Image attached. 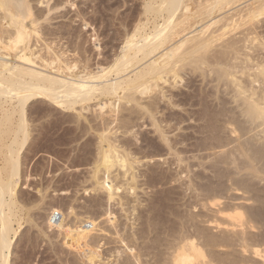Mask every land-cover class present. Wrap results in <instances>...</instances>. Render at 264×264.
Wrapping results in <instances>:
<instances>
[{
  "label": "rangeland",
  "instance_id": "1",
  "mask_svg": "<svg viewBox=\"0 0 264 264\" xmlns=\"http://www.w3.org/2000/svg\"><path fill=\"white\" fill-rule=\"evenodd\" d=\"M29 1H31L30 4L32 6L34 5L33 11L36 13L43 11L44 17L49 18L48 21L41 20L40 31H43L42 29L47 27L51 29L58 26L64 27V29L58 32L54 31V34L41 33L42 38H39L40 40L38 39L37 43L31 40L33 50L36 51V54L48 59V57L56 52L61 56L62 62L60 65L62 68H65V64L73 67V76L98 72V75H101L100 78H97L99 79L100 85L102 82L105 83L108 80L110 82L112 80L114 81L117 77L113 70L111 72L107 71L115 64L116 59L122 55V47L124 46L127 35L133 34L134 29H136L137 31L135 32L137 34L135 35V39H141L139 36L152 33L153 29L162 24L161 22L164 21L163 18L166 19L165 17H167L166 11L163 10L164 8H161L162 11H160L159 7H165V0H154V2H151V0H49L48 6L45 3L41 4L37 2L38 0ZM188 1L192 4L191 6L188 5V7H195L196 12L199 10H197L198 5V8H201V6H204V2H206L205 6L207 5V1L208 3L211 2V0H199L202 3L200 2L201 4L199 3L197 5L193 2H197L198 0H186V4H189ZM240 1L238 3L237 1L234 2L230 6L231 9H229V5H224L222 7L223 9L216 10L219 13L214 11L209 16L206 13L198 16L194 14V9H189L191 10L190 12H194L192 15L194 17L196 15V17H193L195 22L193 21L194 25H192L190 23V20H192L191 14L188 11L186 12L190 14V20L187 23L192 25L188 29L190 28L192 31L189 29V35L185 31V35L190 36L193 33L197 35V32L203 24L206 23L207 25L214 19L216 20L223 16L225 18L229 16L228 18H230L235 14L233 16L234 18L230 19L232 21L234 19V23H236L235 19L240 22L243 15H245L244 13H246V9L250 6H257L259 3V0H256V2L255 0ZM225 6L228 7L227 10ZM47 7L51 8V11L46 12L49 9ZM154 9L155 11H153ZM180 12L182 13L184 11ZM222 13L224 14L222 15ZM228 13L231 14L229 15ZM219 14L222 16L220 17ZM237 18L240 19L238 20ZM259 19L254 24L255 26L250 24L253 30L252 34L246 31L250 25H247L248 28L246 25L241 26L238 28V31L236 29V31L228 34L224 38L227 39H223V43L221 42L222 40H220L221 44L215 43V46H212L211 49L213 51L208 55L211 56L215 51L222 52L224 46L222 47L220 45H224L228 38L233 39V35H235V38H244L245 36L242 40L246 41L242 42H239L241 39L234 38L235 41L239 40L237 41V43L239 42V48L243 46V42H250H247V40L251 38L250 36L253 37V34H255L259 41L264 42V16H260ZM207 20H210V22H206ZM229 20L227 22L231 23ZM221 24L222 22H220V26ZM25 25L29 29L33 28L29 20L25 22ZM220 26L219 23L215 24V26L211 25V30L213 29L215 31ZM197 28L198 30H196ZM250 28L248 30L252 32ZM255 28L257 34L260 32L258 34L259 36L256 35ZM211 30L209 29L208 32ZM185 32L179 37L182 38ZM246 34L247 36L249 35V38L246 37ZM246 43L244 45H247ZM248 44L252 46V43ZM254 44L258 46L256 43ZM256 46L253 48L256 52L253 51L252 54H257L259 57L264 56V45L263 47L262 45ZM22 48L20 47L16 52L11 53V55H14L12 56L14 59L17 57V54H21ZM242 51L248 50L243 48ZM134 63L135 60L126 66L122 77L126 75L132 76L141 68L139 64H143V62H136V65ZM186 63L184 62V68L186 66L188 67ZM57 66L54 64V67ZM100 68H104L102 69V73L100 72ZM201 69L204 71H201ZM201 69H194L191 66L184 70L181 68L179 70L182 72L181 75L179 71L178 73L183 79L176 78L177 82H172L173 80L171 77L168 78L170 76L168 74L165 76V81H168L167 78L169 81L164 84L161 81L163 78L160 82H157V89L155 88L153 90V94L147 93V95L143 94L138 96V102L140 103L144 101L146 103L149 100L152 101V99L157 101L156 104H158L152 112L159 123L161 122L160 126L166 136L169 137V141L172 140L171 143L173 140L176 141H174V153H172L173 150L170 151L166 148V143L162 141L155 127L150 124L151 119L149 118V114L140 109L141 106L137 104L138 102H130L125 99L117 102L116 96H104L99 92L91 100L73 104L70 108L68 106L62 107V109L57 108L50 101L43 98H32V100L27 102L25 105L26 142L23 146H17L16 144L13 147L15 148L14 150L18 149L16 151L18 156L15 155V157L17 156L18 158L20 156L18 159L16 158L17 162L19 160L18 170H20L18 171L19 181L17 182L14 189L15 193L13 192L14 195L12 197V203L15 200L12 204L14 207H11L12 215L9 214V211L5 207V213L8 211L6 214L10 215V217L12 216V224H10L12 232L10 231L9 233L12 240L8 257L9 264H123L124 261L126 262L125 257L127 259H133L129 255V251L124 252L123 249L125 248H123L121 243L116 244V246L122 250L114 248L116 249V254L113 248H110L113 253L107 248L109 247L107 244H111V241L113 245L119 242L118 238H116L118 240H114L116 237V234L114 235L115 231L113 230L115 229L113 228L114 223L116 229L118 225L117 231L120 233V236L118 233L117 237L121 238L122 231L129 233L128 237H130V240L132 238L133 241H131L133 244L135 243V248L138 247L135 250L140 251L142 249L144 251H141V254H145L142 258L144 257L148 261V264H161L166 261L164 257L166 256L165 250L167 242L173 238L170 234L173 233V230L180 231L183 222H185L186 227L188 226V229L186 228L187 233L189 232L190 235L193 233L191 235L193 239L197 237L194 234L197 229L202 230L207 235L213 236L216 242H218L217 244L219 246L216 245L217 248L215 246L217 250H211L210 248L212 247L203 246L205 248L204 253L207 256H205L204 260H208V257L211 258V255H213V257L217 256V258L221 259L222 257L223 259L226 257L233 258L234 261L238 260L236 261L238 262L237 264H264V175L257 173L255 176V173L248 174V172L239 171V169L235 168L234 164L226 165L220 162L219 156L215 158V155H218L215 153H219V149L226 150V148L228 149L234 146L235 143L225 146V148H217L214 150L205 149L204 146L202 147V143L206 144L213 140L208 138L211 133L215 134L218 131L216 134L218 136L221 135L222 138H235L239 134L238 132V134L231 133L226 128V131L224 130L225 132L222 131L224 128H220L222 132L219 129L214 130V132L212 131V127L210 129L209 126L211 124L209 115L207 116L208 118L205 117L210 122L203 120L204 115L202 116L201 110L208 107L211 108L210 104L212 107L216 106V96L221 97L224 103L228 102V104H225L227 105L226 108L230 109H227L228 111H231L233 107V110L236 112L234 115L236 117L239 116L237 119H241L240 121L238 120L240 123L244 122L245 117H240L243 116L240 114V108H237L236 103L230 98L231 94L229 89L225 90V86L222 84L224 81H220L217 84L213 74L209 75L207 72L211 69L209 65H203ZM63 71L67 74L69 73L66 69H63ZM202 72H205V75ZM105 77H107V80ZM98 81L96 82L97 84ZM255 85L256 87L258 86L256 83ZM217 89L219 90L215 94ZM119 93L122 95L121 92ZM3 98H0V121L2 120L5 123L4 125L0 122V127H2L0 131H4L3 135L0 132V179L4 181L7 177V167L9 166L7 162L9 156L8 146L13 139L12 136L14 133L12 132L16 130V124L20 114L14 98L11 100ZM107 99L109 102L112 101L113 105L109 106ZM103 102L106 105L100 109L99 104ZM176 103L178 104L176 105ZM111 107H113V111L110 110ZM7 116L9 117L8 124L5 119ZM180 116L183 122L175 124V119L172 117L176 118ZM124 124L128 126L124 127ZM241 124L249 126L247 123ZM254 124L256 125V123ZM254 124L251 125V128H253L252 131L245 132V135L241 134L240 141H243L244 138L251 137L248 139L249 141L251 139L253 144L255 142L257 143V140L259 142L260 136H263L259 132L262 127L254 129ZM107 127H111V134L108 132L110 134L109 136H111L110 138H112L113 142L115 141V145H120H118L120 152L125 154V151L127 152L128 150L129 154L127 153L126 155H128L130 161H133V155L140 161L139 163H133L134 166L132 165L131 171L124 176L123 168L116 166L112 167L109 172H105L102 169L98 172V175H95L96 168L100 163L101 153L105 149H103V145L105 147L103 143L105 142L101 144L100 138L97 136L104 133ZM5 129L8 130L10 135L6 134ZM45 133L47 136L44 135ZM21 135L23 136L22 133L18 134L19 141L20 138H23ZM99 144L101 146L98 149ZM125 146H127V149H125ZM200 147L202 148L201 150ZM176 151L180 155H176ZM16 152L14 153L16 154ZM130 154L131 156L129 157ZM151 155L154 156V159ZM145 156L147 157L145 158ZM241 159L240 157L238 162H241ZM132 175L136 177H134L135 181H133L134 179L131 180ZM97 178L100 182L108 178L105 186L110 183L112 186L110 192L112 191L115 195L113 194L108 199V191L105 188H100L99 184H97ZM239 183L240 185H238ZM5 199L8 201L9 195H5ZM60 200L62 203L64 201V203L62 204ZM245 222L250 224H246ZM152 226L153 228L155 227V230ZM120 228L121 230H119ZM138 228L141 231L145 229V231H142V234L146 236L145 238L141 234V231L136 230ZM245 229L247 232L244 231ZM124 234L122 238L125 236ZM133 234L135 237L136 235L138 237L141 236L142 239L137 237L138 239L136 240ZM237 234L240 235L237 236ZM241 234H243L242 236L247 235L248 238L247 236L243 238ZM126 236L123 239L126 243L129 242L130 244ZM196 241L203 242L204 238H200V241L196 239ZM136 242H139L137 244L142 246H136ZM255 248L260 249L258 256L253 253V249ZM117 250L119 251L117 252ZM119 252L120 254H118ZM147 252L148 254H146ZM90 253L92 259H90ZM121 253L122 256H120ZM122 260L124 261L122 262ZM133 262L135 263V261Z\"/></svg>",
  "mask_w": 264,
  "mask_h": 264
},
{
  "label": "bare ground",
  "instance_id": "2",
  "mask_svg": "<svg viewBox=\"0 0 264 264\" xmlns=\"http://www.w3.org/2000/svg\"><path fill=\"white\" fill-rule=\"evenodd\" d=\"M152 1L154 2V0H151V2ZM193 1H195V0H193ZM193 1H191V2H193ZM236 1L238 3L240 0L239 1L238 0H211L210 3H208V1H207L206 6H205L206 2H204V6H201V8H198L199 7L198 4L201 2V1L199 2V0H198L197 2L196 1L193 2V3L198 5L197 10L198 9L200 10V12L198 10L197 11L198 13H197L195 10L196 9L195 7L194 8L188 7V5H190V6L192 5L190 3V1H188L189 4H186V0H165L164 1L165 3L163 2L165 7H163V6L162 7L159 6V7H160V11H162L161 8H164L163 10L166 11V13H167V17H165L166 19L163 18L164 21L161 22L162 24L160 26H158L157 28L153 29L152 33L146 34L145 36H139V37H141V39H135V35L137 34L135 32V31H137L136 29H134L135 33L133 32V34L131 33V35H129V36L127 35V37L125 38V41H124V46L122 47V51H123L122 55L118 59H116L117 61H115V64L112 67H110V69L107 71V72H111L113 70V72H115V75H117V77L114 79V81L112 80L111 82L109 80L106 81L107 77H105L106 82L105 83L102 82V84L100 85V82L98 81L99 79H97V78L98 77L100 78L101 75L99 76L98 72L86 73L83 75L78 74L77 76H73V74H72V70H73L72 68L73 67L69 66L68 64H65L64 65L65 68H62L60 65V63L62 62L61 56H59L56 52H54V54H52L50 57H48V59H45L44 57L40 56L39 54H36V51L33 50V46H32L33 44L31 42V40L32 41L34 40L35 43H37L38 39L42 38L41 33L54 34V31L58 32V31L64 29L63 26H58V27L52 28V29L47 27V28L42 29L43 31H40L39 27L41 25L40 24L41 20L42 21H44V20L48 21L49 18L44 17V15L42 13L43 11L41 13L39 11H38L39 13H36L35 11H33L34 5L32 6V4H30L31 1H29V0H0V98L4 97V98H8L10 100L14 98L17 102L16 106L19 108L18 111L20 114L18 122L16 124V130L15 131L13 130L14 132H12V133H14L12 136L13 139L11 140V144L9 143V146H8V154H9L8 160H7L8 165H9L7 167L8 174H7V177L4 179V181L2 179H0V180H2V181H0V264H9L10 263V262L8 263L9 250H10L11 242H12V240L9 236L10 231L12 232L11 225H10V224H12L11 223L12 222V220H11L12 216L10 217V215H12V208H11L13 206L12 204L15 202V200H14V202L12 203V201H13L12 197L14 195L13 192H14V189L17 185V182L19 181V178H18L19 172L18 171L20 170V169L18 170L19 160L17 162V159L20 156L17 158L18 155L16 152V151H18V149L16 148L17 150H14L15 148H13V147H14V145L16 146V144H17V146H23L24 143L26 142V134L27 133H25V127H26L25 126L26 125V122H25L26 121V119H25V105L27 104L28 101L32 100V98H36V99L37 98L38 99L43 98L45 100L50 101L55 107L61 108V109H62V107L64 108L67 106L70 108V106H73V104H76V103L87 102V101L91 100L97 92H99L101 95H104V96H106V95L107 96H116L117 97L116 100H118L117 102H120L121 99H125L126 101H130V102L135 101L137 103L138 98H139L138 96H141L143 94L147 95V93H152L155 88L157 89V87H156L157 82H160L161 79L164 78L163 80H161L164 82V84H165V82L167 83L169 81V79H168L169 77L172 78V80H173L172 82L176 81V78L180 79L181 78L180 75L182 72H180L179 70H181V68L184 70V69L189 68L191 66L194 69L200 70L203 65H209L211 69H209L207 71L208 74L209 75L213 74L214 80H216L217 84L220 81L225 82V83L224 82L222 83L225 86V87L224 86L223 87L225 88V90L229 89V92L231 94L230 98H232L233 102L236 103V107L240 108V110H239L240 114L243 115L240 117H245V120L243 119L244 122H241V123H245V124L247 123V124H249V126H245L244 124L242 125L239 122L241 119L240 120L237 119V118H239V116L237 115L238 117H236V115H234V113L236 114V112H235V110H233V107L232 108L230 107V108L234 112L232 110L228 111L230 109L226 108L227 105H225L226 103L228 104V102L225 101L226 103H224L222 101L223 99H221V97L216 96L215 100L217 102H216V106H213L214 108L210 104L211 108L208 107V108H204V110H201L202 116L204 115L203 120L204 121L206 120V122L209 120L211 121V124H209V126H210V129L212 127V131L217 130V129H219V131H221L220 128L221 129L224 128L222 131L225 132L226 131L225 128H226V129H229L228 131H230L231 133L236 134L238 132L239 134L237 133L238 135H236L235 138L234 137H226V138L223 137L222 138L221 135L218 136V134H216V133H218V131L217 132L214 131L215 134L211 133L210 137H208L209 139H211V140L213 139V140L206 143V144L202 143L203 144L202 147L204 146L205 149L214 150L217 148L218 149L219 148H225V146H229L230 144L235 143L234 146H232L228 149L226 148V150L219 149L220 151L218 150V152L220 154L215 151L216 152L215 154H218V155H215V158H216V156H219L220 162L223 164H226V165L234 164L235 168L239 169V171H245V172H248V174L255 173L254 174L255 176L257 175V173L258 174L262 173L264 175V56H262L260 54V56H262V57H259L257 54H255V55L252 54V52L254 51L253 48L256 46L254 43H256L258 46L262 45V47H263L264 42H261V40L259 41V39L255 36V34H253L255 37L250 36L251 38H249L248 37L249 35L247 36V34H248L247 33L246 37L249 38V40H247V42L250 41L248 43H250V44L252 43V46L246 42L242 43L243 46L240 43L244 49L248 50V51L243 52L242 51L243 48L242 47L239 48L238 43L242 42V41H246V40H242L245 38V36H244V38H239V37L235 38V35H233L235 39L239 38V39H241V41H239V40L235 41L234 38L233 39L228 38L227 42L225 41L224 45H220L222 47L224 46V50L221 47L223 50L222 52H220V51L216 52L215 51V53L212 52L214 54H212L211 56L208 55L211 51H213L211 49H212V46H215V43L219 44L220 40H222L221 42L223 43V41L227 39V38L226 39H224V38L228 34H231L233 31H236V29L238 31L239 27L244 26V25H246V27H247V25H250V24L252 26H255L254 24L260 20L259 17L260 16L262 17V15L264 16V0H259V3L257 6H253V7L250 6L249 8H247L246 13H244L245 15H243V17L241 15L242 19L240 20V22H238L235 19L236 23H234V19H233V21L231 20L232 18H234L233 17L235 15L234 13H233L234 15L232 17H230L231 19L228 18L229 16H227V15H225V16H227V18H225L224 16L221 17L224 14V13H222V15L219 14L221 17L219 19L215 20L213 18L214 20L212 22H210V20H207L206 22L209 21L210 23H208L207 25H206V23L203 24V26L204 25H206V26H204V27L202 26L201 29L199 28L200 32L198 31L197 35H194V33H193L192 35L187 36V35H189L188 32L190 33V31H189L190 28L188 29V27H192V25H194L193 24L194 15H192L194 12H195L194 14H196L198 16H200L203 13H206L209 16L214 11H216L218 9L219 10L223 9L222 7L224 5H229V7H230ZM37 2H39L41 4L45 3L47 6L49 4V0H46V1L45 0H38ZM255 2H256V0H255ZM149 6H148V8H149ZM202 7H204L205 9ZM225 7H227V6H225ZM47 8H49V7H47ZM50 9L51 8L46 10V12L51 11ZM150 9H151V7H150ZM189 9H191V10L194 9L193 10L194 12L193 11L190 12L191 10H189ZM227 9H228V7L226 8V10ZM229 9H231V7ZM153 11H155V9ZM180 11H184V12L181 13ZM187 11L191 14L192 20H190V14L186 13ZM218 11H216V12H218ZM179 12H180V14H179ZM221 12H223V11H221ZM196 15H195V17H196ZM27 20H29L31 25L33 26L32 29L27 28V26L25 25V22ZM188 20H190V23L192 25H190V23L189 24L187 23V22H189ZM201 20H202V18H201ZM227 20L231 21V23L227 22ZM220 22H222L221 26H220ZM232 22H233V24H232ZM217 23H219L220 27L215 31L212 29L213 30L212 31L211 25L215 26V24H217ZM199 24H200V22H199ZM186 25H187V28H186ZM251 25H250V27H251ZM209 29L211 30L210 32H208ZM248 29L247 30L244 29V30H246L252 34L253 33L252 27L250 28L252 30V32H250ZM196 30H198V28ZM185 31H187V35H185L186 34ZM183 32H185L184 36H182V38H180L181 37L180 35ZM255 32H256V28H255ZM258 34L256 32V35H258ZM243 35H245V34H243ZM185 36H187V37H185ZM260 38H261V36H260ZM237 41H239V42L237 43ZM253 41H256V42H253ZM35 43H34V45H35ZM244 43H246L247 45H244ZM258 46H256V47H258ZM20 47H23L21 49V54L20 53H19V55L17 54L16 55L17 57L14 59L12 57L14 55H11V53L16 52V50H18ZM241 48H242V50H241ZM254 52H256V51H254ZM255 56H258V57H255ZM134 60H135V63L136 62L137 63L143 62L142 65L139 64L141 66V68L138 67L139 70H137L132 76L126 75V76L122 77L126 66H128L129 63L131 64V62ZM184 62H187L186 64H188V67L186 66V68H184L185 67ZM37 63H39V64H37ZM54 64H56V66L57 65H59V66L54 67ZM63 69L68 70L69 73L67 74L65 71H63ZM102 69H104V68H102ZM102 69L100 71L101 73H102ZM47 70H50V71H47ZM178 71H179L180 75H179ZM201 71H204V70L201 69ZM192 72H193V70H192ZM202 73H204V75H205V72H202ZM168 74H170V76H168V78H167L168 81H165V79H166L165 76ZM193 74H195V73H193ZM95 79L98 81V84L96 83L97 81ZM181 79H183V78H181ZM225 80H227V81H225ZM213 83H214V81H213ZM255 83L258 84L257 87H256V85L254 86ZM158 87H159V85H158ZM218 90L219 89L216 90L215 94H217ZM119 92H121L122 95ZM154 92L156 93V91H154ZM119 94H120V96H119ZM136 94H137V96H136ZM212 95H213V93H212ZM184 100H185V98H184ZM107 101H108V99H107ZM111 102H109V103L106 102V103L109 106H111V105H113V102L112 103ZM144 102L143 103L138 102L137 104L141 106V107L140 106L139 107L142 111L147 112L149 114V118L151 119L150 124L155 127L156 131H158L160 137L162 138V141H164L166 143L165 144L167 146L166 148H168V150H170V151L173 150L172 153H174V149H175L174 147H175L176 141L173 140V142L175 141L174 143L173 142L171 143L172 140L169 141L170 140L169 137L166 136L165 132L163 131V129L160 126L161 122L159 123V121L157 120V118L154 116V114L152 112V110H154L155 106L158 104V103L156 104L157 101H154L152 99V101L149 100V102H146V103H144ZM202 103H203V101H202ZM231 103H232V101H231ZM173 104H174V102H173ZM177 104L178 103H176V105ZM105 105L106 104L103 102V103L99 104V108L102 109V108H104ZM203 105H204V103H203ZM218 105H219V108H218ZM205 107H207V105H205ZM112 108L113 107H111V109H110L111 111H113ZM202 109H203V107H202ZM145 115H146V113H145ZM205 116L206 117L208 116L210 119L207 120ZM172 118L175 119V124L183 122V119L181 116L176 117V118L172 117ZM5 119L7 120V124H8L9 117L7 116ZM141 119H142V117H141ZM144 120H145V118H144ZM0 122H2V120ZM2 123L5 125L4 122H2ZM254 123H256V125ZM253 124L255 125V126H253L254 129L258 128V127L259 128L262 127L259 132H261L263 134V136H260V138L258 137L259 142L257 140V143L254 141L255 144H253L252 143L253 141H251V139H250V141H251L250 142L248 139L251 137H248L247 139L244 138L243 141H240L239 139L242 137L241 134H244L245 132L248 133V132L252 131L253 128H251V125H253ZM0 126H1V124H0ZM123 126L127 127L128 125L125 126V124H124ZM0 128H2V127H0ZM110 130H111V127H107L105 129V132H104V130H102L104 133H101L100 136L99 135L97 136L98 138H100L99 140L101 142L100 141L99 142L101 144H102V142H105V143H103V144H105V147L103 145V149L104 148L105 149L101 153L100 163H99V166L96 168L95 175H98V172L101 171L102 169L105 172H109V170L112 167L116 166L119 168H123V176H124L127 173H129V171H131L133 163L134 164L139 163L140 161L136 157H134V155L132 156L133 161H130V159L128 158V155H126L129 152L128 150H127V152L125 151V154L120 152V148H118L120 145L116 144L117 145L116 146L114 143L115 141L113 142L112 138H110L111 136H109L111 134ZM5 131L7 132L6 134L8 135L9 134L8 130L5 129ZM11 131H9V132H11ZM27 131H28V129H27ZM2 132H1V134L3 135L4 131L2 130ZM63 132H64V130H63ZM210 132H211V130H210ZM21 133L23 134V136L21 135V137H23V138L22 139L20 138V141H19L18 140V134H21ZM44 135H46V133ZM59 135H60V133H59ZM225 136H227V135H225ZM176 139H178V138H176ZM185 139H186V137H185ZM214 140H215V142H214ZM253 140H255V139H253ZM152 142L154 143V141H152ZM177 142H178V140H177ZM184 144H186V143H184ZM29 146H31V145H29ZM100 146L101 145L99 144L98 149L100 148ZM126 147L127 146H125V149H127ZM6 149H7V147H6ZM201 149L202 148L200 147V150ZM19 151H20V149H19ZM14 152H16V154ZM168 153H167V155H168ZM175 153H176V155H178V154L180 155V153L178 151H176ZM15 155H17V156L15 157ZM99 155H100V152H99ZM130 156H131V154L129 155V157ZM151 156H152V158L154 157L153 155H151ZM143 157H144V155H143ZM146 157L147 156H145V158ZM240 157L242 158L240 160L241 162H238ZM178 160L180 161L179 158H178ZM178 160H177V162H179ZM3 161L5 162V160H3ZM1 166H2V164H1ZM124 168H125V170H124ZM4 169H5V167H4ZM182 171H181V173H182ZM2 172H3V170H2ZM165 173H166V171H165ZM133 175L131 177V180L134 179L133 181H135L136 177L134 176L135 177L134 178ZM151 175H152V173H151ZM99 179H100V177H99ZM107 180H108V178L101 180V182H100L97 178V181H98L97 184H99L100 188H103V189L105 188L108 191L107 197H108V199H110L114 193L112 191L110 192V189L112 188L110 183H109V185L105 186ZM238 185H240V183ZM114 188H116V187L114 186ZM129 188H130V186H129ZM132 189H134V188H132ZM40 190H42V189H40ZM5 195H9L8 201H6ZM61 203H62V201H61ZM63 203H64V201H63ZM5 207L9 211L10 215L6 214L8 211L5 213ZM133 208H135V207H133ZM152 211L154 212V210H152ZM108 220H109V218H108ZM261 221H262V219H261ZM109 222H110V220H109ZM247 222H249V221H247ZM246 224H250V223H246ZM113 225L116 226L115 223ZM151 225H152V223H151ZM114 226H113V228H115V229L112 228L115 231V233L113 232L114 235L116 234V237L114 240L119 239V242L114 243L115 245H113V243L111 241L112 245L107 244V245H109V247H107L108 250L110 248L111 249L112 248L113 249L114 248L119 249V248H117L118 246H116V244L118 245L119 243H121L123 245V248H125V249H123L124 252L129 251V255L133 258V259H127L125 257L126 262L124 261L125 259L122 260V262L124 261L126 264L127 263L128 264H135V263L136 264H148V261H146L144 259V257L142 258L143 255L145 256V254H143V253L141 254V251H143V250L140 247H139V249H141L140 251L135 250L138 247L135 248V245H134L135 243L134 244L132 243V241H133L132 238H131V240H132L131 241L130 237H128L129 233H126L123 231L121 232V234L125 233L124 235L125 236L127 235L126 237L129 239L130 244H129V242L126 243V241L124 240L125 236L123 237L124 239L122 238L123 234L121 235V238L117 237V234L119 233L117 231L118 225H117V229ZM153 226H155V225H153ZM153 226H152V228H153ZM181 226L182 227L180 228L181 229L180 231L178 230V232H177V231L173 230V233L170 234L171 236H173L174 239L172 238L171 241L169 240V242H167V246H166V250H165L166 256L164 255L165 256L164 259H166V261L164 263H161V264H213V263H216V264L217 263L218 264H220V263H222V264H237L238 263V262H236L238 260L234 261L233 258L231 259V258L226 257L223 259V257H222V259H221V258H217V256L213 257V255H211V254H210L212 256L211 258L208 257V260H204V258L206 256V254L204 253L205 252L204 247H209V248L214 247L213 249L210 248L211 250H214L216 245L219 246L217 244L218 242H216V239H214V237L211 235L205 234L202 230L196 229V233H194V234H196V236L199 237V238L196 237V239H199V241H200V238L201 239L204 238V241L203 242H198V241L195 242L196 239H193V237L191 236L193 233L191 235L189 234V232L187 233L188 226L186 227L185 222H183V225H181ZM136 228H137V226H136ZM149 229H151V228H149ZM198 229H199V227H198ZM246 229L244 231H246ZM119 230H121V228ZM123 230H125V229H123ZM136 230H139V228ZM143 230L145 231V229H143ZM139 231H141V229ZM139 231H137V232H139ZM142 231H141V234L143 233ZM131 232H133V231H131ZM137 232H135V233H137ZM176 232H177V234H175ZM242 233H243V231H242ZM130 234H132V233H130ZM235 234H236V232H235ZM138 235H140V234H138ZM146 235H147V232H146ZM239 235L237 234V236H239ZM242 235L243 234H241V236ZM119 236H120V233H119ZM133 236L135 237L134 234H133ZM143 236H144V238L146 237L145 235H143ZM244 236H247V235H244ZM244 236H242V237L245 238ZM137 237L138 236L136 235V237H135L136 240L138 238H141V236L138 238ZM242 237H241V239H242ZM116 238H118V239H116ZM220 238H221V236H220ZM225 238H227V237L225 236ZM232 238H234V237H232ZM247 238H248V236H247ZM108 241L110 242L109 239H108ZM143 241H144V239H143ZM223 241L225 242V240H223ZM257 241H259V240H257ZM137 243L139 244V242H136V246L138 245ZM245 244H247V243H245ZM230 245H231V243H230ZM129 246H131V247H129ZM132 246H134V247H132ZM138 246H142V245H138ZM217 246H216V248H217ZM90 247H92V246H90ZM120 248H122V247H120ZM116 249H114V253L116 252ZM119 250H122V249H119ZM119 250H117V252ZM145 250H147V249H145ZM215 250H217V249H215ZM259 250L257 248L253 249L254 255L258 256ZM134 251H137V252H134ZM110 252L113 253L112 250ZM210 252H215V251H210ZM118 254H120V252ZM146 254H148V252ZM154 255H156V254H154ZM120 256H122V253ZM90 259H92L91 253H90ZM133 261H135V263ZM124 262H123V264H125Z\"/></svg>",
  "mask_w": 264,
  "mask_h": 264
}]
</instances>
